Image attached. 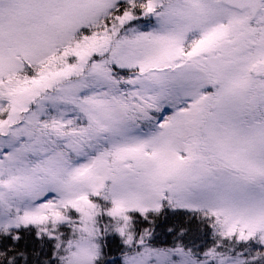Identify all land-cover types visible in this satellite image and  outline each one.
Instances as JSON below:
<instances>
[{
    "label": "snow or ice",
    "instance_id": "obj_1",
    "mask_svg": "<svg viewBox=\"0 0 264 264\" xmlns=\"http://www.w3.org/2000/svg\"><path fill=\"white\" fill-rule=\"evenodd\" d=\"M122 203L121 224L187 210L215 240L136 232L124 264H264V0H0V234L89 264Z\"/></svg>",
    "mask_w": 264,
    "mask_h": 264
},
{
    "label": "trees",
    "instance_id": "obj_2",
    "mask_svg": "<svg viewBox=\"0 0 264 264\" xmlns=\"http://www.w3.org/2000/svg\"><path fill=\"white\" fill-rule=\"evenodd\" d=\"M101 203L103 202L101 201ZM132 215L135 219L138 235L145 228L153 227L138 213ZM150 219L156 221L150 240V243L155 247H174L179 243L202 257V254L215 244L213 230L209 224L198 215L187 210H173L165 207L159 217L150 214ZM66 229L62 227L61 230H65V232L63 231L65 236L69 233ZM181 232H183V235H181ZM14 234L20 235L21 239L18 242H15L11 235H0V251L7 252L10 257L16 256L21 251L25 252L28 256L26 264H43L45 260L49 264H58L53 257L55 241H50L47 238L38 239L35 228H22L21 231ZM103 238H105L103 252L106 254V260H102L98 264H122V257L128 251L127 246L115 233L105 235ZM9 248L14 249V251H9ZM251 249L252 252H255L264 250V247L253 243ZM2 264H8L7 259H4ZM16 264H25L24 258L18 257Z\"/></svg>",
    "mask_w": 264,
    "mask_h": 264
},
{
    "label": "clouds",
    "instance_id": "obj_3",
    "mask_svg": "<svg viewBox=\"0 0 264 264\" xmlns=\"http://www.w3.org/2000/svg\"><path fill=\"white\" fill-rule=\"evenodd\" d=\"M140 6V5H138ZM81 206H83L84 202L81 201L80 202ZM131 209L126 205V204H118L115 206V213H116V219L113 222V225L110 227V230L108 232V235H111L113 233L117 234L121 240L123 241V243L125 244V239L124 237L126 235H135L136 233V223H135V219L134 218H130L127 220V222L121 224L119 217L125 215L127 212H129ZM100 213V209H96V214L99 215ZM68 214V210L65 211L64 215ZM156 217H159L161 215V212H157L153 214ZM149 223L153 226L152 228H145L143 230V232H146L148 234H153L154 231V227H155V219H150ZM119 226L123 229V233L124 235H121V233L119 231L116 230V227ZM4 236H8L7 234H3ZM95 236L99 237L100 233L97 232L94 234ZM39 238V237H38ZM214 238V237H213ZM13 240L15 242H18V239L13 238ZM9 251H14V249L9 248ZM18 257H23L25 264L27 262L28 256L25 252L21 251L18 252L16 256H8V253L5 251H0V264H2V261L4 259H7L8 264H16V260ZM104 256H103V250H102V245L100 243L97 244L96 249L93 250V252L89 255L88 259H89V264H93V262L96 259H99L100 261L103 260ZM43 264H46V260L43 262Z\"/></svg>",
    "mask_w": 264,
    "mask_h": 264
},
{
    "label": "rangeland",
    "instance_id": "obj_4",
    "mask_svg": "<svg viewBox=\"0 0 264 264\" xmlns=\"http://www.w3.org/2000/svg\"><path fill=\"white\" fill-rule=\"evenodd\" d=\"M121 3H123V0H121ZM131 27H135V28H138L139 30H141V31H150V30H152L154 27H156V20H155V18L154 17H148V18H144L142 15H141V18L140 19H138L137 21H134V22H132V24L130 25ZM85 32L87 31V30H84ZM173 113V109H171V108H166L165 110H164V112L161 114V119H163V117L164 116H166V115H171ZM52 195H55V194H50V198H51V196ZM139 214V213H138ZM72 215H73V217L75 218L76 216H77V214H75L74 212L72 213ZM102 222L103 223H108L109 222V218H107V217H104L103 219H102ZM63 228H67L66 230L69 232L66 236H65V239H68V238H70L71 237V228H69V227H67V226H63ZM61 230H62V228H61ZM19 231H21V229L20 230H14V233H17V232H19ZM64 232H65V230H63ZM0 235H3V234H0ZM104 239L105 238H102L99 242H100V244L102 245V250H103V244H104ZM103 256H104V258H103V260H106L105 258H106V254H104V252H103ZM123 258V257H122ZM58 262V261H57ZM98 262H102V260L101 261H98ZM122 264H124V262L122 261Z\"/></svg>",
    "mask_w": 264,
    "mask_h": 264
}]
</instances>
